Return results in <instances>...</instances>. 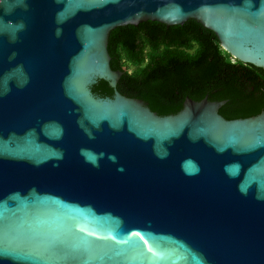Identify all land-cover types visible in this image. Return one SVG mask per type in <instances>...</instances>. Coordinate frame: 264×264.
Here are the masks:
<instances>
[{
    "label": "water",
    "instance_id": "water-1",
    "mask_svg": "<svg viewBox=\"0 0 264 264\" xmlns=\"http://www.w3.org/2000/svg\"><path fill=\"white\" fill-rule=\"evenodd\" d=\"M190 20L264 69V0H0V264H264V114L117 90L113 30Z\"/></svg>",
    "mask_w": 264,
    "mask_h": 264
},
{
    "label": "trees",
    "instance_id": "trees-1",
    "mask_svg": "<svg viewBox=\"0 0 264 264\" xmlns=\"http://www.w3.org/2000/svg\"><path fill=\"white\" fill-rule=\"evenodd\" d=\"M109 53L114 71H122L117 90L144 101L159 116L178 114L185 100L227 101L220 114L227 120L241 119L249 110V81L264 69L244 64L223 50L214 32L195 20L183 26L144 22L113 30ZM255 86L260 88L256 82ZM101 98H113L105 81L92 87Z\"/></svg>",
    "mask_w": 264,
    "mask_h": 264
},
{
    "label": "flooded vegetation",
    "instance_id": "flooded-vegetation-1",
    "mask_svg": "<svg viewBox=\"0 0 264 264\" xmlns=\"http://www.w3.org/2000/svg\"><path fill=\"white\" fill-rule=\"evenodd\" d=\"M256 82L261 85L259 89L255 86V84H257ZM248 87L246 97L250 107L246 113L250 114L243 115L241 119L256 117L264 114V74L257 75L255 81H249Z\"/></svg>",
    "mask_w": 264,
    "mask_h": 264
}]
</instances>
